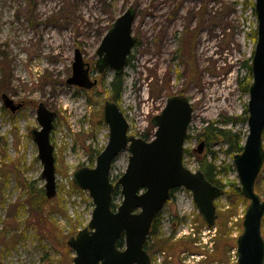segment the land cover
Segmentation results:
<instances>
[{
  "label": "rangeland",
  "instance_id": "rangeland-1",
  "mask_svg": "<svg viewBox=\"0 0 264 264\" xmlns=\"http://www.w3.org/2000/svg\"><path fill=\"white\" fill-rule=\"evenodd\" d=\"M251 1L254 3L0 0V264H72L74 253L67 240L87 226L93 210L91 197L73 184L72 175L82 166L93 167L108 141L103 105L109 98L103 88L114 72L106 69L99 74L95 63L96 50L114 20L130 7L135 10L132 34L136 44L121 74L122 93L116 103L128 122L129 135L151 139L155 131L151 119L161 111L166 98L185 95L193 112L184 143L189 154L184 155L183 163L194 171L198 166L195 150L200 143L196 135L212 121L236 118L247 110L245 64L256 42L251 37L256 28L255 12L248 4ZM75 49L90 65L91 79L98 81L91 90L66 84ZM2 94L23 102L24 107L11 113L3 107ZM40 102L56 113L49 137L56 194L46 199L39 220L22 183L34 181L37 188L44 186L42 164L30 135L32 129L40 128L36 117ZM232 127L247 131L246 123ZM223 148H212L216 164L232 165ZM92 150L99 152L90 161ZM205 152L202 148L201 153ZM128 158V150L115 158L110 171L114 184L125 171ZM220 177L224 183L235 179L238 184L233 165ZM117 188L112 196L116 206L122 201L120 186ZM258 189L263 190L260 194L264 199V172L262 181L255 182L257 193ZM190 195L176 190L161 211L160 236L174 234L170 242L176 245L171 251L162 249L163 260L171 264H236V239L242 232L248 200L244 198L245 202L229 210L226 225L235 241L223 251L216 224L219 213L230 208L226 196L214 202L217 220L214 232H209ZM176 216L183 220L171 229ZM186 227L190 234H183ZM261 233L264 239V218ZM201 255L199 261L194 260Z\"/></svg>",
  "mask_w": 264,
  "mask_h": 264
},
{
  "label": "water",
  "instance_id": "water-1",
  "mask_svg": "<svg viewBox=\"0 0 264 264\" xmlns=\"http://www.w3.org/2000/svg\"><path fill=\"white\" fill-rule=\"evenodd\" d=\"M256 16V42L251 57L252 81L248 87L247 135L242 151L232 158L241 195L248 200L242 220V232L236 239V264H264V239L261 223L264 201L254 185L264 163V0H254ZM135 10L126 9L112 23L97 50L95 69L103 73L112 69L121 75L127 58L136 44L132 34ZM90 65L84 61L79 49L74 50L71 75L66 84L91 89L97 84L90 77ZM4 107L11 112L21 103L2 94ZM192 106L183 94L166 98L161 111L152 117L153 137L144 140L129 135L128 122L118 105L106 100L103 120L108 125V141L96 156L93 167L82 166L75 170V186L87 191L94 205L87 226L67 240L73 251L72 264H149L144 249L146 238L157 213L169 199L172 189L183 187L192 194L198 213L208 227L217 219L215 200L222 189L210 183L200 169L191 171L183 164L185 136L192 116ZM56 113L40 102L36 109L39 129L30 135L37 146V157L42 164L44 193L47 199L56 194L53 146L50 132ZM203 143H199L200 154ZM129 151L125 171L117 179L122 195L121 203L111 207L114 184L110 181L111 166L117 155ZM122 236L123 247H117Z\"/></svg>",
  "mask_w": 264,
  "mask_h": 264
},
{
  "label": "trees",
  "instance_id": "trees-1",
  "mask_svg": "<svg viewBox=\"0 0 264 264\" xmlns=\"http://www.w3.org/2000/svg\"><path fill=\"white\" fill-rule=\"evenodd\" d=\"M251 8L253 9V2L248 3ZM251 37L253 40L256 38V32L253 30L251 32ZM250 60L246 61L245 69L247 72V80L245 85L243 86V91L245 93L248 92V87L251 82V64ZM129 62V57L127 58V64ZM248 62V63H247ZM122 84L123 79L122 75H113L112 79L107 84V88H103L104 92L107 94L109 100L119 103L122 93ZM102 87L104 86V82H101ZM97 86V85H96ZM95 86V87H96ZM94 87V88H95ZM93 89V88H92ZM86 91V90H85ZM88 91V90H87ZM87 102H91L89 98H87ZM247 121V110H244L242 115L236 118L228 117L222 122L219 121H212L208 123L199 134L196 135L197 139L200 141V143H203V148L206 151L204 154H197V169H200L206 179L212 183L213 185H216L222 189V195H225L228 202L230 203V208L224 212L221 211L220 214V220L216 224L217 231H218V242L221 245V248H223V251H228V249L234 245L235 239L230 238V232L229 228L226 225V221L228 216L230 215L229 210H233L237 203L240 201H244V197L240 193V187L237 184L236 180H227L226 183L223 182L222 177L225 176L227 173L231 170L232 165L228 164H216V153L212 149L216 145H220L223 148V151L226 155L230 156L231 158L242 151V145L244 142V139L246 137L247 131H243L242 129H234L232 126L240 123H246ZM232 125L228 127V125ZM144 140H149L147 136L142 137ZM189 138V135L185 136V140ZM94 152V153H92ZM90 161H93L95 156L98 154L99 150H92ZM196 152V150H195ZM183 154H189L188 149H183ZM23 186L26 189V195L28 196L27 202L30 205V208L32 211H34L37 218L40 220L42 217V207L44 203L46 202V196L44 193L43 187H36L34 181H27L22 183ZM118 184L115 183L114 190L112 193V196L115 195L118 191L117 188ZM175 189H172L170 191L169 196L172 197ZM111 207L115 209L117 206L115 203L111 202ZM160 215L161 211L157 214L156 218L153 220L149 235L146 239V242L144 244V249L147 250V252L151 255L156 250L160 249H167V250H174L175 246L170 242L172 239V235H170L169 238H162L160 236ZM183 220V218H180L176 216L174 218V221H172L173 224L177 225ZM217 220V219H216ZM216 223V222H215ZM217 242V243H218ZM123 238L122 236L117 241V247L122 248L123 247ZM207 262V261H204Z\"/></svg>",
  "mask_w": 264,
  "mask_h": 264
},
{
  "label": "flooded vegetation",
  "instance_id": "flooded-vegetation-1",
  "mask_svg": "<svg viewBox=\"0 0 264 264\" xmlns=\"http://www.w3.org/2000/svg\"><path fill=\"white\" fill-rule=\"evenodd\" d=\"M90 71H91V68H90ZM99 74H101V73H99ZM90 77H91V74H90ZM97 84H98V81H97ZM96 84V85H97ZM95 85V86H96ZM79 88V87H78ZM79 89H81V88H79ZM92 89V88H91ZM81 90H85V89H81ZM3 103V102H2ZM14 103H21L22 104V106H21V108H19L18 110H20V109H22L23 107H24V103L23 102H14ZM3 107H4V105H3ZM6 110H9L10 111V109L9 108H6V107H4ZM17 110V111H18ZM17 111H15V112H17ZM11 112V111H10ZM15 112H11V113H15ZM263 149H264V133H263ZM264 172V163H263V166H262V168H261V170H260V172H259V174H258V176H257V179H256V181H257V184H258V182H261L262 181V173ZM260 192L262 193L263 192V190L262 189H258V193L260 194ZM260 196H261V198L263 199V194H260ZM264 200V199H263ZM264 218V217H263ZM262 225H263V219H262ZM174 226H176L175 224H174ZM261 228H262V226H261ZM147 239V238H146ZM146 242V241H145ZM147 251V250H146ZM163 251H162V249H160V250H156L155 252H153L151 255L148 253V255H149V264H154V261H155V258L157 257V256H159L161 253H162ZM169 258H170V260L172 259V257L171 256H169ZM161 264H171L170 262H165V261H162L161 262Z\"/></svg>",
  "mask_w": 264,
  "mask_h": 264
},
{
  "label": "built area",
  "instance_id": "built-area-1",
  "mask_svg": "<svg viewBox=\"0 0 264 264\" xmlns=\"http://www.w3.org/2000/svg\"><path fill=\"white\" fill-rule=\"evenodd\" d=\"M186 226V225H185ZM184 226V227H185ZM214 229L215 228H207V230L209 231V232H214ZM188 231H189V228L188 227H186V229L183 231V234H190V233H188ZM203 257V255H201V257L200 256H195V259L194 260H200V258H202ZM169 258V257H168ZM169 260H170V258H169ZM162 261H164L163 260V252L159 255V256H157L156 258H155V261H154V264H161V262ZM188 264V263H187Z\"/></svg>",
  "mask_w": 264,
  "mask_h": 264
},
{
  "label": "bare ground",
  "instance_id": "bare-ground-1",
  "mask_svg": "<svg viewBox=\"0 0 264 264\" xmlns=\"http://www.w3.org/2000/svg\"><path fill=\"white\" fill-rule=\"evenodd\" d=\"M254 188H255V185H254ZM261 226H262V223H261Z\"/></svg>",
  "mask_w": 264,
  "mask_h": 264
}]
</instances>
